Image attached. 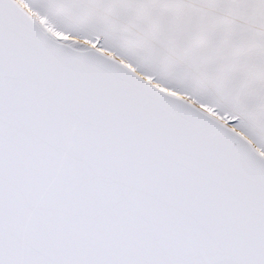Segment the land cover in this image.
I'll return each instance as SVG.
<instances>
[{
    "label": "snow or ice",
    "instance_id": "snow-or-ice-1",
    "mask_svg": "<svg viewBox=\"0 0 264 264\" xmlns=\"http://www.w3.org/2000/svg\"><path fill=\"white\" fill-rule=\"evenodd\" d=\"M0 264H264V0H0Z\"/></svg>",
    "mask_w": 264,
    "mask_h": 264
}]
</instances>
